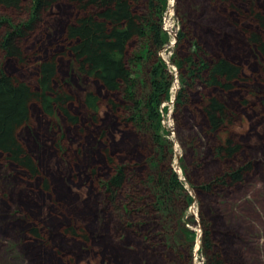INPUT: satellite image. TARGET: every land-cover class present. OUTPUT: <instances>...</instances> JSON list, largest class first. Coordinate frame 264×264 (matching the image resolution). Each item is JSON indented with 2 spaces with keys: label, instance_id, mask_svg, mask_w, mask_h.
I'll use <instances>...</instances> for the list:
<instances>
[{
  "label": "rangeland",
  "instance_id": "1",
  "mask_svg": "<svg viewBox=\"0 0 264 264\" xmlns=\"http://www.w3.org/2000/svg\"><path fill=\"white\" fill-rule=\"evenodd\" d=\"M186 1L191 6L189 18L184 8ZM230 1L247 14V2ZM254 1L262 7L264 13V0ZM171 2L174 3V10L168 16ZM239 13L240 11L236 13L226 10L219 0H168L162 20V28L165 27L169 40L159 49L158 56L166 64L172 82L170 97L160 106L161 123L174 152L173 168L193 196L185 220L187 226L197 234L192 253L187 252L188 259L184 264H208V253L203 249L204 220L211 223L212 242L216 247L214 250L221 252L226 264H264V111L261 112L255 106L259 99L254 97L251 101L253 106L246 108L248 106L239 103L243 96L246 97V90L241 91L237 87L225 94L233 102L235 114L231 128L227 129L235 141L242 142L249 148L246 147L247 156L242 153L222 162L214 156L213 147L218 145V135L224 130L211 132L207 120L199 111L202 99L216 94L218 90L205 87L199 80L191 86L190 91L184 88L187 85H184L181 75H185L186 67L182 70L172 58L173 53L178 58H184L190 51L191 43L198 42L207 57H225L242 65L246 74L256 75L260 64H264V59L261 56L258 58L254 47L247 43V34L243 29L246 25L255 28V24L245 15L241 17V24H235L234 19ZM68 16L63 18L59 9L46 16L48 24L40 29L36 38L32 37L26 44L30 53L39 51L40 58H44L54 50H62L66 46L62 31ZM57 21L58 26L55 23ZM183 24L188 25L189 29L186 30L190 32L191 43L189 40H179ZM54 25L58 31L52 34L50 30ZM143 47L144 43L136 41L129 49L131 69L140 83L139 93L143 92L150 81L146 55L139 57L145 52ZM5 65L11 75L35 82L37 69L34 61L21 65L9 59L5 61ZM58 66L59 80L72 86L69 89L66 87V92L72 90L74 95H79L83 85L89 83L102 100L112 97L117 102L120 101L117 96L107 93L97 81L87 83L86 80L73 76L67 56L58 57ZM181 93L184 94L182 100L188 101L186 106L178 103ZM103 104L98 122L90 124L82 105L74 100L70 103L69 110L73 114H79L81 123L78 127L73 126L57 115V130L51 128V120L40 106L37 103L32 105L31 124L19 132V138L26 150L38 160L41 173L35 178L28 177L25 171L8 164L0 154V264H181L177 261L180 260V253L184 254V248L171 242L167 234L162 238L159 236L163 231L166 232L165 226H169V223L162 230L160 224L164 225L165 219L161 215L155 216L158 211L152 209L154 197L147 185L143 184L144 178L137 177L138 181L127 187L126 192L127 195L136 194L137 197L133 198L139 202L138 208L144 206V197L152 207H147L148 216L138 212V215L128 221L139 224V227L141 222L146 223L151 229L149 236L153 237L152 241L140 245L129 230H125L127 232L124 239L116 241L114 226L110 221L114 215L110 202H106L105 226L100 225L104 197L100 182L115 172L114 166L108 163L104 150L109 149L119 164H140L137 166L140 167V177L148 170V165L151 166L148 154L138 147L132 151L134 155L130 160L118 159L120 149H125L134 138L130 127L122 123V112L113 111L110 106H106L104 102ZM108 123L106 137L100 140L101 126ZM63 132L65 136L61 137ZM191 133L197 136L191 138ZM246 157L254 163L252 169L241 181L219 187L213 195L196 189L186 178L182 168L184 162L189 177L194 178L195 182H203L208 178L206 176L209 172L220 173L225 168L238 166L246 161ZM91 168H96L95 175L91 173ZM7 176L10 177L9 180L5 179ZM45 180L48 181L49 189L44 187ZM125 193L123 192L124 196ZM33 223L38 225L44 235L45 244L42 240L44 238L39 240L32 236L30 230L35 226ZM69 226H74L79 233L87 235L88 241L66 233ZM155 244L161 246L158 249L160 252L155 251Z\"/></svg>",
  "mask_w": 264,
  "mask_h": 264
},
{
  "label": "trees",
  "instance_id": "2",
  "mask_svg": "<svg viewBox=\"0 0 264 264\" xmlns=\"http://www.w3.org/2000/svg\"><path fill=\"white\" fill-rule=\"evenodd\" d=\"M219 1L226 10L230 9L236 13L240 11L234 23L241 24V17L245 15L244 10L236 8L233 1ZM242 1L248 3V12L245 16L255 24V28L243 26L247 34V43L254 47L258 58L261 56L264 59L262 7L260 8L254 0ZM186 3L184 8L189 18L191 6L189 1ZM167 5L168 0H0V154L8 164L11 163L25 171L28 177L35 178L40 175L38 160L26 150L19 138V132L31 124L34 103H37L42 112L50 118L53 129L59 127L57 115L66 123L79 126L81 117L69 110V105L74 100L80 102L90 124L97 123L101 117L103 102L113 111L120 110L123 115L122 123L130 127L134 139L125 149L123 147L120 149L118 159L130 160L134 155L132 151L138 147L148 154L151 166L148 165L144 177H140V167H137L140 164L128 165L124 162L119 164L109 149L104 150L107 161L114 166L115 172L100 182L104 189L100 225L105 226L106 202H110L114 213L110 221L114 226L116 241L124 239L127 232L125 230H129L140 245L152 241L153 237L149 236L151 229L146 223L141 222L139 227V224L128 221L138 215V212L148 216V208L152 207L144 197L142 201L144 206L138 208L139 202L133 198L137 197L136 194L127 195L126 192L127 187L138 181L137 177L144 178L143 184L147 185V189L154 197L152 209L158 211V215L155 216L161 215L165 219V224H160L162 230L167 222L169 223V226H165V233L163 231L162 234L156 235L162 238L167 234L171 242L178 243L184 248V254L180 253V260L177 261L184 264L188 259V253H192L197 234L187 226L185 220L193 196L173 168L174 152L164 135L161 123L160 106L169 99L172 82L166 64L158 56L159 49L169 40L167 31L162 28ZM55 9L61 11L63 18L69 15L62 31L66 46L60 51L54 50L48 56L40 58L41 52L30 53L26 44L32 37L36 38V35L40 34V29L48 24L46 16L52 14ZM57 26L54 25L50 30L52 34L58 31ZM187 27L186 24L179 32V40H189L191 43ZM136 41L144 43L145 52L139 57L146 55L150 80L141 93L138 91L139 79L133 75L129 57V49ZM59 56L69 58V68L73 76L86 80L87 83L97 81L107 93L117 96L120 101L117 102L112 97L106 101L102 100L89 83L83 85L84 88L79 95H74L72 90L66 92V87L69 89L72 86L59 80ZM172 58L182 70L186 67V76L181 75L184 85H187L184 88L190 91L191 86L193 87L196 80H199L205 87L218 90L216 94L202 99L199 109L200 115L207 120L211 132L224 130L218 135V145L213 147L214 156L222 162L242 153L247 156L246 150L249 146L235 141L228 131L234 122L235 114L233 102L225 94L240 87L241 91L246 90V97L241 98L240 105L250 108L253 106L252 99L256 97L259 102L255 106L263 112L264 64H260L257 71L259 74L250 76L245 73L242 65L225 57L216 59L207 57L198 42L191 43L190 51L184 58H178L176 53H173ZM9 59L21 65H26L30 60L34 61L37 69L35 82L31 83L8 73L5 61ZM183 95L182 93L179 95L181 98L178 103L186 106L188 101L182 100ZM109 124L101 126L100 140L106 137ZM64 136L63 132L61 137ZM190 136L195 138L197 134L191 133ZM253 166L252 160L246 157V161L238 166L225 168L220 173L211 171L206 180L195 182L194 178L189 177L184 162L182 164L186 178L194 187L212 195L219 187L241 181ZM90 171L94 175L97 173L96 168H91ZM9 178L5 177L6 180ZM44 187L49 189L47 180L44 181ZM123 192H126L125 196ZM203 226V249L208 253V264H226L221 252L214 250L216 247L212 242L211 223L204 220ZM30 231L34 238L39 240L44 238L38 225L35 224ZM65 231L82 241L87 242L89 239L84 233H79L74 226H69ZM42 240L45 244V238ZM155 247L153 249L160 252L158 249L161 246L155 244ZM164 261L167 263V260Z\"/></svg>",
  "mask_w": 264,
  "mask_h": 264
},
{
  "label": "built area",
  "instance_id": "3",
  "mask_svg": "<svg viewBox=\"0 0 264 264\" xmlns=\"http://www.w3.org/2000/svg\"><path fill=\"white\" fill-rule=\"evenodd\" d=\"M174 1V0H173ZM173 10H174V3L173 2H171V4H170V8H169V10H168V12H167V14H168V16L169 15H172L173 14ZM168 18V17H167ZM164 27V26H163ZM165 28V27H164ZM163 28V29H164ZM164 30H166V29H164ZM177 40V39H176ZM164 47V46H163ZM175 64V63H174ZM176 65V64H175ZM176 81H178V74H176ZM177 91H178V89H176ZM172 102V101H171ZM173 125V124H172Z\"/></svg>",
  "mask_w": 264,
  "mask_h": 264
},
{
  "label": "water",
  "instance_id": "4",
  "mask_svg": "<svg viewBox=\"0 0 264 264\" xmlns=\"http://www.w3.org/2000/svg\"><path fill=\"white\" fill-rule=\"evenodd\" d=\"M179 162H180V158L178 157V158H177V163H179Z\"/></svg>",
  "mask_w": 264,
  "mask_h": 264
},
{
  "label": "flooded vegetation",
  "instance_id": "5",
  "mask_svg": "<svg viewBox=\"0 0 264 264\" xmlns=\"http://www.w3.org/2000/svg\"><path fill=\"white\" fill-rule=\"evenodd\" d=\"M183 88H181V90H182Z\"/></svg>",
  "mask_w": 264,
  "mask_h": 264
},
{
  "label": "bare ground",
  "instance_id": "6",
  "mask_svg": "<svg viewBox=\"0 0 264 264\" xmlns=\"http://www.w3.org/2000/svg\"><path fill=\"white\" fill-rule=\"evenodd\" d=\"M199 241V240H198ZM199 246V245H198Z\"/></svg>",
  "mask_w": 264,
  "mask_h": 264
}]
</instances>
